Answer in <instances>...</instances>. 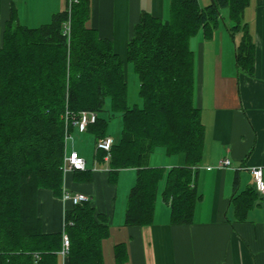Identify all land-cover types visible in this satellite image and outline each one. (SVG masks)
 I'll return each instance as SVG.
<instances>
[{
  "label": "trees",
  "instance_id": "trees-1",
  "mask_svg": "<svg viewBox=\"0 0 264 264\" xmlns=\"http://www.w3.org/2000/svg\"><path fill=\"white\" fill-rule=\"evenodd\" d=\"M250 0H170L167 21L143 12L128 45L127 62L140 83L142 105L128 101L124 61L109 40L100 39L88 26L92 0H67V8L49 25L31 29L15 14L6 23L0 50V264H105L103 241L109 237L107 216L93 202L73 205L64 216L63 231L45 234L39 216V192L62 196L66 143L74 123L84 112L97 114L87 133L96 141L95 160L107 154L97 148L108 137V121L100 117L107 102L113 115L122 116L121 137L114 139L110 182L121 170L135 169L126 208L125 225L153 224L161 182L171 222L188 225L196 203V166L204 156L205 125L195 103L196 60L191 41L201 32L209 41L225 25L235 44L239 72L253 77L256 43L245 11ZM70 24V33L65 26ZM111 137V136H110ZM158 148L185 156V165L149 166ZM78 182H91L89 170L74 171ZM235 180V192L239 188ZM232 204L238 222L264 206V194L255 184ZM64 236L70 242L62 256ZM117 263L124 261V245L116 247Z\"/></svg>",
  "mask_w": 264,
  "mask_h": 264
},
{
  "label": "crops",
  "instance_id": "crops-1",
  "mask_svg": "<svg viewBox=\"0 0 264 264\" xmlns=\"http://www.w3.org/2000/svg\"><path fill=\"white\" fill-rule=\"evenodd\" d=\"M199 2L205 7L211 0ZM66 8L67 0H0V50L6 23L13 13L21 25L37 29L49 25L54 15ZM143 12L167 21L170 0H92L88 26L100 39L112 42L125 71L128 45ZM222 14L225 25L212 40H205L201 32L191 41L196 60L195 103L206 130L203 160L195 168L199 199L192 223L171 222L170 205L163 199V181L153 224L127 227L125 214L136 170H121L116 182L111 183L109 159L97 162L95 137L78 130L85 147L73 146L70 150L66 143V154L77 152L84 158L93 180L78 182L74 172H66L62 196L49 190L39 192L38 211L45 234L63 231L65 212L73 208L72 202L63 200L64 192L84 194L97 213L109 220L110 234L103 241L105 264H119L115 250L121 244L125 259L120 264H264V206L255 207L245 222H238L232 204L236 192L253 186L251 170L264 169V0H250L244 15L256 43L253 77L238 70L235 44L227 30L231 24L228 11ZM92 142L91 157L86 148ZM225 159L232 166L219 169ZM184 165V155L170 157L163 148L156 149L149 159V166L154 168L170 170ZM237 177L240 184L235 192ZM60 264H66V260L61 258Z\"/></svg>",
  "mask_w": 264,
  "mask_h": 264
},
{
  "label": "built area",
  "instance_id": "built-area-1",
  "mask_svg": "<svg viewBox=\"0 0 264 264\" xmlns=\"http://www.w3.org/2000/svg\"><path fill=\"white\" fill-rule=\"evenodd\" d=\"M65 33H70V24H67L65 26ZM97 114L93 112H84L80 114L79 119L76 120L74 123V126L82 133L87 131V128L89 125L94 124L97 121ZM114 145V139L113 137H106L105 139L101 140L97 144V148L107 154L105 159L110 158V153L112 150V147ZM232 166V163L230 160H222L219 163L218 168L219 169H225ZM64 172H74V171H85L86 170V161L84 158H82L77 152H72L71 154L67 155L65 157V163H64ZM253 182L256 186V189L259 193L264 194V169L262 167H254L251 170ZM63 200L64 201H70L74 205H79L83 203H87L90 201V197L84 195V194H75L72 195L68 192H64L63 194ZM69 239L67 236H64V249L62 251V256L65 258L66 254L69 250Z\"/></svg>",
  "mask_w": 264,
  "mask_h": 264
},
{
  "label": "rangeland",
  "instance_id": "rangeland-1",
  "mask_svg": "<svg viewBox=\"0 0 264 264\" xmlns=\"http://www.w3.org/2000/svg\"><path fill=\"white\" fill-rule=\"evenodd\" d=\"M226 13V12H225ZM126 73H127V79H128V101H129V104L131 106L133 105H142V99L140 98V83H139V80H138V77L134 74V71H133V67L129 64H127L126 66ZM105 112L102 113L100 115V117L102 118H105L107 121H108V135L115 138V139H118L121 137V133H122V129H123V121H122V116H119V115H113L110 111V105L109 103L107 102V105H106V108H105ZM77 133L78 132V129L75 128L72 136L67 140V143H68V147L69 149L71 150L72 147H81V148H84L85 147V140L84 142L83 141H80V138H78L77 136ZM91 148L92 151H91ZM86 150H88L87 152L91 154H93V151H94V143L92 142L91 144V147L90 145H87V148ZM160 151L162 150H158L157 153H161ZM92 154H91V157H92ZM158 155V154H157ZM156 162V161H154Z\"/></svg>",
  "mask_w": 264,
  "mask_h": 264
}]
</instances>
